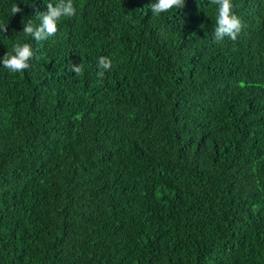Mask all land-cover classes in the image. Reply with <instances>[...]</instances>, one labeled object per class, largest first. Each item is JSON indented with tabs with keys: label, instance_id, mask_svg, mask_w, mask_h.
Returning <instances> with one entry per match:
<instances>
[{
	"label": "trees",
	"instance_id": "16d2710c",
	"mask_svg": "<svg viewBox=\"0 0 264 264\" xmlns=\"http://www.w3.org/2000/svg\"><path fill=\"white\" fill-rule=\"evenodd\" d=\"M48 2L0 0V56L33 48L0 68V264H264V0L235 39L218 0H73L26 37Z\"/></svg>",
	"mask_w": 264,
	"mask_h": 264
},
{
	"label": "clouds",
	"instance_id": "9594fccd",
	"mask_svg": "<svg viewBox=\"0 0 264 264\" xmlns=\"http://www.w3.org/2000/svg\"><path fill=\"white\" fill-rule=\"evenodd\" d=\"M185 0H153L150 3L152 14L160 16L171 9H181ZM47 10L36 13V22L31 18L23 21L24 26L20 31L26 37L34 38L36 41H43L53 36L57 32V24L62 17H72L76 14L73 0H55L48 2ZM21 9L18 5L11 7V15L16 14ZM216 27L213 37L216 41H221L225 37L235 39L241 31L242 21L233 11L232 0H218V7L215 18ZM6 27H0V31H5ZM33 57L32 45L28 42L16 41L13 43L11 51L0 56V68L11 73H18L30 67L29 61ZM98 67L103 70H111L112 60L108 56L98 58ZM75 73L80 72V68L73 66Z\"/></svg>",
	"mask_w": 264,
	"mask_h": 264
}]
</instances>
